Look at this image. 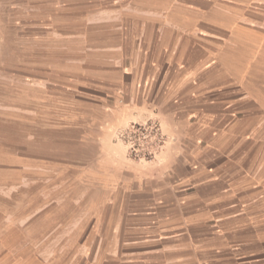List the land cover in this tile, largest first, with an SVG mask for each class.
<instances>
[{
	"label": "crops",
	"instance_id": "obj_1",
	"mask_svg": "<svg viewBox=\"0 0 264 264\" xmlns=\"http://www.w3.org/2000/svg\"><path fill=\"white\" fill-rule=\"evenodd\" d=\"M75 38L110 122L79 113L78 158L58 126L30 164L78 185L68 264H264V0H78ZM151 122L162 148L130 158L115 132Z\"/></svg>",
	"mask_w": 264,
	"mask_h": 264
},
{
	"label": "rangeland",
	"instance_id": "obj_2",
	"mask_svg": "<svg viewBox=\"0 0 264 264\" xmlns=\"http://www.w3.org/2000/svg\"><path fill=\"white\" fill-rule=\"evenodd\" d=\"M76 32L78 0H0V264H68L78 250V185L49 184L45 168L30 166L58 142V126L68 159L78 158L79 113L84 126L91 115L110 122L108 104L78 103ZM153 125L142 137L138 129ZM115 139L135 160L164 144L155 122L118 128ZM15 149L19 165L7 166Z\"/></svg>",
	"mask_w": 264,
	"mask_h": 264
},
{
	"label": "built area",
	"instance_id": "obj_3",
	"mask_svg": "<svg viewBox=\"0 0 264 264\" xmlns=\"http://www.w3.org/2000/svg\"><path fill=\"white\" fill-rule=\"evenodd\" d=\"M139 131H140V134H142V137H144L145 138V134L147 135V132H150V133H154V134H156V132H157V129H156V125H153L152 127H150V128H139L138 129ZM159 138V137H158ZM134 150L135 149H132V151L134 152ZM154 154V153H153ZM153 154H152V152H149L147 155H144V157H153ZM151 157V158H152ZM150 158V159H151Z\"/></svg>",
	"mask_w": 264,
	"mask_h": 264
}]
</instances>
